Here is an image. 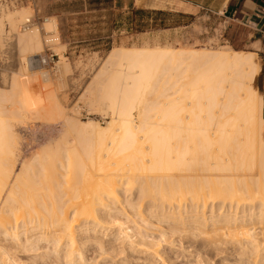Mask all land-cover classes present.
<instances>
[{"label":"bare ground","instance_id":"1","mask_svg":"<svg viewBox=\"0 0 264 264\" xmlns=\"http://www.w3.org/2000/svg\"><path fill=\"white\" fill-rule=\"evenodd\" d=\"M19 40L23 49H37L27 57L35 63L38 31ZM106 61L90 91L110 120L79 123L54 104L61 139L31 153L18 172L14 114L41 117L47 97L27 90L30 75L16 83L26 98L8 112L13 121L0 114V264H28L25 256L40 254L42 264H137V254L158 257L169 234L206 235L208 245L233 246L238 264H264V104L256 54L131 47L114 48ZM114 61L119 74L140 85L121 99L95 89ZM156 79L160 87L150 84ZM148 88L165 100L143 103L136 116V98ZM83 181L93 182L86 188ZM155 219L168 224L161 228ZM156 226L159 236L151 232Z\"/></svg>","mask_w":264,"mask_h":264},{"label":"rangeland","instance_id":"2","mask_svg":"<svg viewBox=\"0 0 264 264\" xmlns=\"http://www.w3.org/2000/svg\"><path fill=\"white\" fill-rule=\"evenodd\" d=\"M78 7L80 8L81 6L77 5V8ZM57 9V11L59 12H67L70 11L69 9L71 8H69V6L65 4ZM22 12H25V15L23 17H19ZM36 12L37 10L34 8V5L31 2L26 3L22 2V0H18L17 3H12L11 6L3 7L2 5H0V112L2 111L0 114L4 116L7 114L6 117L10 119L8 117V112H10L11 114V111L14 108L16 109L21 100H24L26 98L27 93L22 92L23 90H25V88L23 87L18 89L16 87V83L21 79L28 78L29 75L30 77L28 78V81L30 83L27 82V90L34 96L36 95V98L47 97L45 102H42L39 106V113L41 114V117L40 115L38 116L36 112L32 111L25 114L26 120L22 116H20L19 113L14 114L15 116H17L15 120L13 119L14 121L10 119L11 121H13V129L16 131V142L21 153V158L15 166L17 172L20 170L23 161L27 159L31 153L40 150L41 147L45 145V143L47 144L49 141L54 142L55 144V142L61 139L59 137L64 125L61 119H57V115H55L56 112L52 111V107L54 104V106H56L54 108L60 107L61 105V108L63 107L62 109L64 110L66 109V112L69 113V115L79 123L81 121L95 119L103 125L106 124L107 121L110 120V115L106 114L107 111H105V109H103L100 105H97L96 103L94 104L92 100L93 95H91V92L93 91H90V89L95 83L93 81H96L95 78L98 75V72L100 71V69L106 66L105 63H108L106 59L111 50H113L114 48H119V46H144V44L137 45L133 44L132 42L108 44L105 42H100L97 39L71 43L70 46H68L66 39L63 36L64 34L61 31L59 18L44 16L43 18L38 19ZM156 16L158 17V19L160 18L162 20H165L167 24H175L179 22V20H191L190 17H184L183 19L179 16L175 17L171 14H156ZM29 18L31 19L32 23L29 24L28 28H24L23 24H25L26 20H28ZM161 21H157V23L161 25ZM211 22L212 21L210 19H201L199 21L193 18L191 20V23H193V25H191V28L182 31V33H180L179 39L175 38L170 41H165L164 38H162L161 44L157 42L156 44H153L151 46L184 48L190 51H203L205 49L211 48L229 49L235 51L234 49L230 48L233 47L238 50L257 53L256 48L253 47L254 45L240 47L231 44L227 39L226 23L222 22L221 20H219L216 24H211ZM50 25L51 29L48 28V26L50 27ZM32 28L33 30L38 31V36L42 43L41 47L38 49V53L46 54L48 50H53L59 55V61L54 68L37 63H29L27 61V57L33 55L35 51H37V49H23L19 42V37L22 33L29 32ZM256 58L260 62L258 54ZM116 62L114 61L113 64L111 63L113 67H110L112 69L111 72L109 70V75H105L98 84L96 82L97 87L95 89H101L102 94L114 93L115 95H117L118 99H121V97H119V94L123 96V93L129 91L130 89H135L140 85H131L129 83L130 79L127 76L119 74L117 68L119 64L118 61ZM114 64L116 67L114 66ZM41 71L43 73H47V80L44 78ZM162 82L163 80L156 79L150 81V84L152 86L157 84L156 87H160V84ZM143 84L147 86L148 83L144 82ZM256 85L258 86L257 82ZM101 90L97 93V95L101 94ZM142 91L143 93H139V97L136 98L135 101V104L137 106L135 109L136 116L138 109L143 106V103L146 102L153 104L165 100L162 97H157V91L153 90L152 92H150L149 88ZM37 94H42V96L38 97ZM48 98L49 101H47ZM4 110L7 111V113H4ZM50 115H52V118ZM92 131L93 129L85 128L84 134L90 135ZM19 138L21 140L20 143ZM6 151L4 152L7 154ZM4 152H2V154ZM5 153L3 156L7 157L8 155H6ZM114 167L112 166L114 170L118 171L119 163H117V166L114 165ZM257 169L260 172V169ZM257 169L255 171H257ZM91 176H93V174ZM84 182L85 181H83V183ZM91 182L88 184H86L85 182V187H90L91 185L89 184H91ZM65 185L68 186V184ZM71 208L74 207L69 206V211H72L70 210ZM155 220V224L161 228H165V224H168L167 222L159 223L157 219ZM108 224L110 225V223ZM157 226L155 227L156 229L153 228L151 232L156 230L154 232L156 234V232L158 231V234L156 235L159 236L161 233L159 232V227ZM168 234L169 233H167V235ZM188 236L189 235L184 236L182 234L181 238L183 237V239H181L178 234H169L167 237L168 239H165L166 241H163L161 243V246H159L158 248L159 251L161 250L157 255L158 257H155L156 255H153L151 257L150 255L147 256L144 253H140L141 257L139 254H137V264H145L146 260L151 261V263L153 262L152 264H236V262L238 264V260L236 259L237 253L235 252L236 254L233 255L234 252H232L234 250L233 246L232 250L231 246L227 245L226 247V245L221 243L218 246L208 245L206 243V240H208V237H206V235L205 237L202 236L203 239L202 237H199L198 240H195V238H193L191 235V237ZM34 253H38V251ZM159 254L161 255L159 256ZM38 256L39 255H31L28 257L25 256L29 261L26 260L24 256L22 257H24L25 263L42 264L41 254L39 257ZM145 257L147 259H145Z\"/></svg>","mask_w":264,"mask_h":264},{"label":"crops","instance_id":"3","mask_svg":"<svg viewBox=\"0 0 264 264\" xmlns=\"http://www.w3.org/2000/svg\"><path fill=\"white\" fill-rule=\"evenodd\" d=\"M32 3L38 19L58 17L68 46L71 43L97 39L105 43L132 42L144 46L179 39L182 31L191 28V20H219L227 24V39L231 44L254 45L259 55L261 71L257 84L264 104V0H22ZM68 5L70 11H57ZM77 5L81 6L77 8ZM165 12L180 18H191L175 24L158 25L156 14ZM98 19V20H97ZM165 21V20H164ZM94 33V34H93ZM96 33V34H95ZM119 48H131L121 47ZM237 51L233 47H230ZM246 52V51H244ZM248 52V51H247ZM264 117V105H263Z\"/></svg>","mask_w":264,"mask_h":264},{"label":"built area","instance_id":"4","mask_svg":"<svg viewBox=\"0 0 264 264\" xmlns=\"http://www.w3.org/2000/svg\"><path fill=\"white\" fill-rule=\"evenodd\" d=\"M17 3L18 0H0V5H2L3 7L5 6H11L12 3ZM32 21L29 18L28 20H26L24 25V28H28L29 24H31ZM59 61V55L53 51V50H48V52H46V54H38L36 56V60H34L35 63L37 64H41L44 66H50L51 68H54L56 66V64Z\"/></svg>","mask_w":264,"mask_h":264},{"label":"trees","instance_id":"5","mask_svg":"<svg viewBox=\"0 0 264 264\" xmlns=\"http://www.w3.org/2000/svg\"><path fill=\"white\" fill-rule=\"evenodd\" d=\"M165 12H162V11H159L157 14H159V15H163ZM159 25V24H158ZM163 25H165V21L164 20H162L161 21V26H163Z\"/></svg>","mask_w":264,"mask_h":264}]
</instances>
